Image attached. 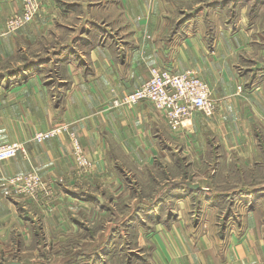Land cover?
Returning <instances> with one entry per match:
<instances>
[{
  "label": "crops",
  "instance_id": "1",
  "mask_svg": "<svg viewBox=\"0 0 264 264\" xmlns=\"http://www.w3.org/2000/svg\"><path fill=\"white\" fill-rule=\"evenodd\" d=\"M192 1L47 0L43 17L9 33L22 0H0V144L22 145L0 161V264H264L261 188L232 197L183 178L202 153L222 171L233 159L250 167L264 153V75L241 67L254 52L252 31L244 18L230 20L228 3L208 2L193 15L184 5ZM61 28L71 35L55 49ZM43 40L54 49L46 59L30 53ZM169 64L195 69L210 85L212 115L198 111L170 129L148 101L112 104L153 66ZM60 124L74 132L90 169H77L69 132L32 138ZM31 171L51 194L34 199L9 187ZM151 179L156 191L135 189ZM228 198L243 203L237 217L223 208Z\"/></svg>",
  "mask_w": 264,
  "mask_h": 264
},
{
  "label": "built area",
  "instance_id": "2",
  "mask_svg": "<svg viewBox=\"0 0 264 264\" xmlns=\"http://www.w3.org/2000/svg\"><path fill=\"white\" fill-rule=\"evenodd\" d=\"M46 1L22 0L21 11L15 12L7 20V32H15L38 19L45 10ZM140 101H148L161 111L170 129L190 123L198 111L212 115L217 107L212 88L195 69L189 68L179 72L172 64L153 66L150 77L141 85L124 95L115 94L112 98L114 106ZM63 132H69L73 140V155L77 169L82 172L90 169L92 161L67 124L39 130L32 138L42 141ZM21 149L22 145L18 141L0 144V161L14 157ZM9 187L34 199L52 192V186L35 171L11 177Z\"/></svg>",
  "mask_w": 264,
  "mask_h": 264
},
{
  "label": "rangeland",
  "instance_id": "3",
  "mask_svg": "<svg viewBox=\"0 0 264 264\" xmlns=\"http://www.w3.org/2000/svg\"><path fill=\"white\" fill-rule=\"evenodd\" d=\"M71 2H78V0H69ZM87 1V0H86ZM95 1V0H93ZM197 5H195V0L192 1V3L184 4V5H190L187 7L186 12H190L191 14H197L202 11H199L200 9L206 10V8L209 6L207 3H214L219 6H225L223 4L228 3L230 5V9L227 13V16L230 17V20H237V18H244L245 24L243 25L245 29H251L252 31V38L253 42L250 44L252 45V48L254 49L253 55L243 57L241 60V67H248L249 70L253 73H259L261 76L264 75V0H196ZM222 4V5H221ZM214 6V5H212ZM43 11L42 15L38 18L44 16ZM185 15V14H184ZM183 15V16H184ZM210 16L206 14L205 19L207 25L210 27ZM36 19V20H38ZM35 20V21H36ZM33 22V21H32ZM7 25V24H6ZM69 28H61L59 31V38L57 41H54L52 45L56 46L55 49L59 48L62 44L63 39H67L70 37L71 33H69ZM43 45L38 49H33L30 51V53H35V51H43L39 56L42 58H47L48 56H51L52 52L54 51L53 47L46 45L48 42H45L43 40ZM46 48H50V51L48 53H45ZM263 130V137H264V128ZM217 140V138H216ZM216 140H214V146H216ZM218 142V140H217ZM261 145L263 147L264 152V140L261 139ZM213 146V147H214ZM216 152L218 154L221 152V145L218 142V145L216 147ZM219 158L217 160L222 161V155L218 156ZM236 161L233 162V166L229 170L222 171L217 167V169L213 170L214 166V160L213 156L206 155L205 153H202L198 156L197 161H195L196 165L195 167H191L188 177H184L183 171V178H186L190 183H200V185H209L211 187L212 193H223V194H229L238 195L239 193H245L243 190H249L251 188H261L262 193H264V153L261 155V157L258 159L257 163L250 166V167H244L240 168V164L237 159H233ZM189 160L187 158L182 159L183 163H186ZM156 164L163 165V162L161 160H157ZM212 167H207V165H211ZM159 169L157 173L159 174L158 179H163V173L161 172V166H159ZM25 174V173H24ZM18 175V174H17ZM155 173L153 176H156ZM168 175V173H167ZM15 176V175H14ZM260 185V186H259ZM183 190H192L191 187H188L186 184H183ZM135 189H137L138 192L147 193L148 192H154L157 189V184L155 183L154 179H151V184L146 185L147 188L144 187L140 182L136 185L134 184ZM193 188V187H192ZM199 191V192H198ZM235 191L236 194H233ZM196 194L199 193H205L207 190H201L200 188L197 191H194ZM231 197V196H230ZM195 204H200V202H195ZM223 208L225 212H229L230 214H235L234 216L237 217L243 207V203L236 199H226L224 202H222ZM245 204V203H244ZM238 205V206H237Z\"/></svg>",
  "mask_w": 264,
  "mask_h": 264
},
{
  "label": "trees",
  "instance_id": "4",
  "mask_svg": "<svg viewBox=\"0 0 264 264\" xmlns=\"http://www.w3.org/2000/svg\"><path fill=\"white\" fill-rule=\"evenodd\" d=\"M190 187H191V189H193L192 186H190ZM195 191H197V189H195Z\"/></svg>",
  "mask_w": 264,
  "mask_h": 264
},
{
  "label": "water",
  "instance_id": "5",
  "mask_svg": "<svg viewBox=\"0 0 264 264\" xmlns=\"http://www.w3.org/2000/svg\"><path fill=\"white\" fill-rule=\"evenodd\" d=\"M13 264H19V263H13Z\"/></svg>",
  "mask_w": 264,
  "mask_h": 264
}]
</instances>
